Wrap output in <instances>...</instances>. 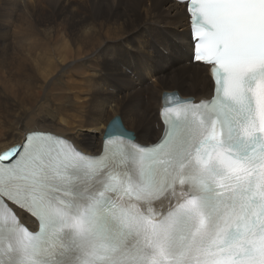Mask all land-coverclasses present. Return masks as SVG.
<instances>
[{"label": "snow or ice", "instance_id": "obj_1", "mask_svg": "<svg viewBox=\"0 0 264 264\" xmlns=\"http://www.w3.org/2000/svg\"><path fill=\"white\" fill-rule=\"evenodd\" d=\"M210 97L160 138L109 122L89 155L29 132L0 152V264H264V0H181Z\"/></svg>", "mask_w": 264, "mask_h": 264}, {"label": "bare ground", "instance_id": "obj_2", "mask_svg": "<svg viewBox=\"0 0 264 264\" xmlns=\"http://www.w3.org/2000/svg\"><path fill=\"white\" fill-rule=\"evenodd\" d=\"M0 7V152L35 131L66 138L95 156L116 116L128 131L154 142L163 130V92L181 88L196 102L211 95L205 67L189 58L186 8L171 0H0ZM154 25L160 29L157 48L147 36ZM182 47L183 67L176 55ZM145 58L155 66L144 67ZM162 62L179 63L176 75H166ZM118 78L142 89L108 87ZM149 88L148 118L141 106Z\"/></svg>", "mask_w": 264, "mask_h": 264}, {"label": "rangeland", "instance_id": "obj_3", "mask_svg": "<svg viewBox=\"0 0 264 264\" xmlns=\"http://www.w3.org/2000/svg\"><path fill=\"white\" fill-rule=\"evenodd\" d=\"M118 4V2H116V5ZM2 8L0 7V10H1ZM0 13H1V11H0ZM0 19L1 20H4L5 18H1V16H0ZM0 20V21H1ZM159 31H160V29L158 28V25H154V26H152V29H151V32L150 31H148L147 32V36H148V41H149V46H156L155 48H157V44H156V42H157V40H158V38H159ZM176 33H178V31H176ZM175 41H177V40H175ZM152 42V43H151ZM155 43V44H154ZM176 45H178V41L176 42ZM179 50H182V52H183V55L180 57V52H179ZM177 52H176V55H177V59L179 60V61H181V62H179L180 64H181V67H183L184 65H185V60L184 61H182L184 58H183V56H184V54H185V50H184V47H182L181 49H179ZM160 51L161 52H164V49L161 47L160 48ZM182 59V60H181ZM144 61H142V65L144 66V67H150V66H155V64H153L154 63V61H153V59H151V58H145V59H143ZM148 60V61H147ZM146 61V62H145ZM148 62V63H147ZM152 62V63H151ZM150 63V64H149ZM179 63H176L175 65H168L167 64V62H162L161 63V66L162 67H164L165 68V74L166 75H176V72H177V70L176 71H174L175 70V68H178L179 67ZM166 67H168V68H166ZM181 76H183V75H178V77H181ZM155 78V77H154ZM153 78V80H158V78H155L154 79ZM116 80V81H115ZM113 79V81L114 82H112V80L110 81V83H109V85H108V87H115L114 89H117V90H121V89H123V88H130V86H131V92H133V91H140V88L142 89V86H141V83L139 84V83H133V81H131L130 79H129V81H128V79L127 80H123L122 78H118V79ZM138 80V82H140V79H137ZM118 81V82H117ZM122 82V83H121ZM118 83V84H117ZM132 83V85H130ZM153 83H156V81H154ZM122 84V85H121ZM134 84V85H133ZM120 85V86H119ZM123 86V87H122ZM117 87H119V89L117 88ZM136 88V90H134ZM178 90H180L183 94H184V92H183V90L180 88V89H178ZM150 88L149 89H146V90H144V93H145V103L146 104H144V107H143V105L141 106L143 109H144V111H146V112H148V114H147V117L149 118V114H150V112H151V106H148L149 105V100H150V97L152 98V96H150ZM179 91V92H180ZM180 92V93H181ZM146 93H148V94H146ZM181 93V94H182ZM182 94V95H183ZM0 99L1 100H3V101H5V95L2 93V92H0ZM147 100V101H146ZM122 119V118H121Z\"/></svg>", "mask_w": 264, "mask_h": 264}]
</instances>
